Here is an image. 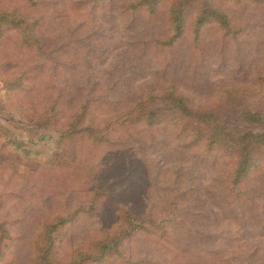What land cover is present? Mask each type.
I'll return each mask as SVG.
<instances>
[{"label":"rangeland","instance_id":"1","mask_svg":"<svg viewBox=\"0 0 264 264\" xmlns=\"http://www.w3.org/2000/svg\"><path fill=\"white\" fill-rule=\"evenodd\" d=\"M137 1L0 0V11L39 20L41 44L0 37L4 264H29L44 225L76 212L63 253L114 235L133 212L142 228L105 264H264V141L234 176L244 136L264 138V0H212L228 27L198 28L191 9L173 42L170 6ZM178 98L228 126L236 158L171 111ZM139 102L142 121L126 117ZM82 114L102 136L70 148ZM59 155L63 167L50 166Z\"/></svg>","mask_w":264,"mask_h":264},{"label":"trees","instance_id":"2","mask_svg":"<svg viewBox=\"0 0 264 264\" xmlns=\"http://www.w3.org/2000/svg\"><path fill=\"white\" fill-rule=\"evenodd\" d=\"M27 2L31 7H35L36 5V0H27ZM165 3L170 6L169 18L171 28L173 30V37L171 38L172 42L181 37L184 30L185 17L191 9L192 12H196L197 10L199 12L196 19L198 28L211 22H215L222 27H228L229 25L227 16L217 9L212 0H208L204 5L198 1L194 4L192 0H138L135 7L145 8L151 12H155L161 4ZM39 25L40 23L37 18H31L27 15H23V13L18 9H2L0 11V37H3L7 31L16 30L21 33V41L25 46H33L37 49H41V44L36 35ZM143 105L144 102L137 103L134 111L126 117L142 121L143 118H140V113L143 110ZM171 107V111H176L178 113L177 115H179V119L185 120L186 118H190L196 119V122L198 121L197 124L192 126V131L196 135H198L199 131H201L199 130L200 128L198 127V124L200 122L203 123L202 128L204 129V132L208 131L211 133L209 138L206 139V143L210 145V149L215 148L220 150L223 149V147H227L231 153L233 152V155L235 154V148L233 145L236 143V138L233 134L231 135V133H229L228 126L218 120H214L213 116H210L207 120L205 115L189 109L188 105L181 98L174 100ZM85 117V114H82V116L78 115V117L75 118V121L71 123L70 130L66 135L77 138H72L73 141L70 142V148H72L76 142L80 141L82 139L81 137L85 134H88L89 138L94 139L101 138L102 136L101 133L92 127H83L81 121L84 120ZM145 118L149 120L151 117L146 116ZM212 122L215 123V125L212 124ZM247 135L248 134H246L242 139L240 149L238 150V159H240V163L238 164L239 166L237 165V170L234 173L237 181L243 171V167L245 168L248 165L253 153L259 151L260 141H264V138L260 137L252 139L245 138ZM61 139L63 143L65 140H69L71 138L67 137ZM12 147H16L18 150L22 149V147L18 145H12ZM234 157L236 158V154ZM62 163L63 159L59 155L56 157L54 162H49V165H53L54 168L55 166L63 167ZM76 213L79 214L78 212ZM76 213L69 214L67 216H58L50 223H46L44 225L41 234L35 242L34 254L29 264H105L111 256V252L116 253L119 249L123 236L129 235L131 232L134 233L139 231L143 224H138L136 221V214L133 212H125L123 215V222L126 226L120 229L119 232L104 239H99L91 247H80L72 252L63 253L58 246L61 240L60 233L63 232L64 228L74 220V217L77 215ZM10 240V235L6 231V224L0 222V264H4L8 258Z\"/></svg>","mask_w":264,"mask_h":264}]
</instances>
